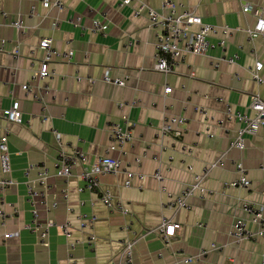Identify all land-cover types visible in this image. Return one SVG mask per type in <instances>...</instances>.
<instances>
[{"label": "crops", "instance_id": "0c3cea01", "mask_svg": "<svg viewBox=\"0 0 264 264\" xmlns=\"http://www.w3.org/2000/svg\"><path fill=\"white\" fill-rule=\"evenodd\" d=\"M46 1L47 6L44 0H0L5 14L0 15V137L7 132L13 183L0 193L7 215L0 225V264H124L123 243L137 236L141 238L131 264H184L183 258L213 244L221 250L191 264H260L264 238L234 244L228 234L238 220L251 232L259 229L243 203L262 208L264 217V127L244 137V150L232 149L240 125L226 116L225 108L227 104L250 115L252 96L264 101V39L249 40L247 30L255 19L242 12L244 4L264 10V0H171L179 12L231 33L225 38L211 35L214 47L206 56L184 55L168 74L155 70L159 30L150 28L145 12H137L139 2L120 7L123 0H62L59 9L52 5L54 0ZM142 4L162 12L161 0ZM93 21L105 31L92 32ZM14 22L20 27H13ZM47 38L70 60L52 58V76L40 80L39 44ZM220 39L225 46L218 45ZM233 56L237 58L232 64L219 61ZM255 62L263 65L260 84L250 74ZM107 71L112 78H125V86L105 84ZM24 85L28 91L22 90ZM165 88L171 93L164 94ZM14 102L19 106L18 124L1 116ZM171 116L183 118L185 124L162 136L163 122ZM126 122L132 139L123 155L108 151L109 125L125 128ZM74 149L85 155V164H76L68 178L55 176L59 151ZM220 155L221 165L202 183L205 194L189 199L190 210L169 209L167 204ZM105 156L119 159L121 171L100 177V189L88 191L81 174ZM136 158H142L138 166ZM235 164L242 165L248 189L224 187L239 177ZM41 165L52 173L45 187L36 182L35 169L25 176L30 166ZM157 170L161 183L153 178ZM125 172L144 178H134L131 187H125ZM29 188L35 197L28 196ZM101 191L110 192L123 210L102 205ZM83 216L95 221L80 230L78 218ZM163 219L179 226L167 243L157 231ZM66 221L74 248L58 228ZM48 222L55 225L42 239ZM5 234L13 237L5 239ZM89 235L95 237L91 245Z\"/></svg>", "mask_w": 264, "mask_h": 264}, {"label": "built area", "instance_id": "2783aa9c", "mask_svg": "<svg viewBox=\"0 0 264 264\" xmlns=\"http://www.w3.org/2000/svg\"><path fill=\"white\" fill-rule=\"evenodd\" d=\"M137 1L140 3V7L138 9V13L145 12L150 28L159 30V33L156 35V42L154 44L155 49V59L156 65L155 70L168 74L172 71V68L180 60L184 55L190 54L193 56H206L207 53L213 49L214 45H212L209 41L211 35H216L220 33L224 38L227 37L231 32V30L227 27H215L212 25L204 24L200 17L195 16L192 13L186 11L179 12V6L174 4L171 0H161V9L162 12H156L155 10L146 7L142 4V0H123L120 4V7L127 6L132 2ZM45 6L49 4L46 0H44ZM54 7L62 9L63 4L62 0H54ZM242 12L250 14L255 19V24L252 28L247 30V35L249 40H255L258 38L264 39V10L252 4H244L242 6ZM1 16H5L4 12L0 11ZM78 21V20H76ZM13 27H20L19 22H14L12 24ZM105 26H102L99 22H92V32H104ZM225 39H220L218 45L225 46ZM4 42H2L3 44ZM39 48L43 52V58L39 65L38 78L40 80L49 79L52 76V71L49 68V64L52 58H60L63 60H70V55L67 53L59 52L54 49L52 46V40L50 38L43 39ZM237 56H233L232 58H223L219 61L225 62L228 64H232L235 62ZM263 68V65L260 62H255L253 70L250 72L252 79L260 84L261 80L259 78V72ZM91 81V80H88ZM102 81L105 84L124 87L126 83V79L120 78H112L108 71L103 74ZM23 91H28V86H22ZM171 88H165L164 94H170ZM122 107L123 105H119ZM250 111V115L247 113L235 112L233 108L226 104L225 112L226 116L234 117L237 123L240 125L238 128L235 139L231 142L230 147L232 149H236L238 151L244 150L245 147V136L246 135H255L259 129L264 127V101L261 100L259 95H254L251 98L250 105L248 107ZM204 114L202 110L199 111ZM3 120L8 123H20V112L18 102H14L10 108L3 110L1 113ZM126 127L122 128L118 123H112L108 127L109 132V147L108 151L114 152L117 151L121 155H123V147L132 139L131 126L125 123ZM185 124V120L180 117H167L163 125L161 127V134L165 136L168 134L172 127L179 128ZM176 134L178 132H175ZM54 138L56 143L61 146V137L58 132L54 131ZM142 159V158H141ZM140 158L135 159V165L138 166L141 162ZM223 160V156H219L211 165L205 167L200 175L194 176L193 184L186 187L184 191L177 197H174L168 204L167 207L169 209L175 210H190L189 199L194 195H198L202 197L205 194V189L202 186L204 179L209 175V172L221 165ZM86 162L85 155L74 149L72 152H64L59 151L57 155L56 162V170L54 175L60 178H68L71 175L72 168L78 165H84ZM235 168L238 172V178L229 183L225 184L226 188H242L248 189L250 187V181L247 179L245 171L241 164H235ZM36 170L37 178L36 182L41 186H46L48 179L52 176L50 171L44 166L33 167L30 166L28 170L25 172V176L28 177L31 170ZM188 170L191 171L192 168L189 166ZM121 171V162L119 159H113L109 156H105L101 158L97 163L93 164L88 169L83 170L81 174V179L85 183V188L88 191L100 189V180L99 178L105 175H116ZM0 173L2 177L0 178V193L3 194L4 191L9 188L13 183L9 178L10 174V161H9V152H8V134L4 132V134L0 137ZM126 181L125 187H131L132 180L137 178L138 180H143V176L134 172H125ZM153 178L157 182H162L163 177L160 172L157 170L153 174ZM162 192H165L164 188L161 189ZM37 194L33 192L30 188L28 190V196L35 197ZM100 202L107 208L114 209L117 211H122V207L118 203H114L112 200V196L108 191H101ZM3 199L0 200V220L1 226H4V221L7 215L4 212ZM54 207V205L52 206ZM242 209L246 214L251 217L252 223L256 224L259 229L257 232H251L246 228V224L244 221L238 220L236 221L228 236L232 240V243L239 244L242 241L246 240H254L258 238H264V217H263V209L254 207L248 203L242 204ZM16 213V210H13V214ZM33 220L37 217V212L33 211ZM80 230L90 226L95 221V217L90 219H86L84 216L78 218ZM55 224L53 222H48L43 230L42 239H45L48 230L53 227ZM202 226L203 225H199ZM59 230L63 237L68 241V245L70 248H74L76 245V241H71L72 239V227L71 224L66 221L59 225ZM179 226L177 224L171 223L169 220L163 219L161 221L160 226L158 227V233L163 238V241L167 243L168 238L174 235L176 229ZM126 230H130V226H126ZM145 235V234H144ZM13 234H5L4 238L9 239L12 238ZM141 238V236H137L135 239L133 238L129 242L123 243V249L120 254V260L124 264H131L133 257L132 252L134 245L137 242V239ZM95 240V237L89 235L87 238V244L91 245ZM221 247L213 244L207 250H200L196 256L193 257H185L182 259L184 264H191L196 262L208 254L216 251H220ZM260 264H264V255L261 258Z\"/></svg>", "mask_w": 264, "mask_h": 264}, {"label": "rangeland", "instance_id": "374dc122", "mask_svg": "<svg viewBox=\"0 0 264 264\" xmlns=\"http://www.w3.org/2000/svg\"><path fill=\"white\" fill-rule=\"evenodd\" d=\"M52 206H53V205H52ZM52 206H51V207H52ZM52 208H53V207H52Z\"/></svg>", "mask_w": 264, "mask_h": 264}]
</instances>
